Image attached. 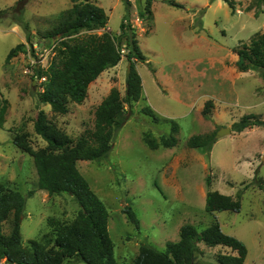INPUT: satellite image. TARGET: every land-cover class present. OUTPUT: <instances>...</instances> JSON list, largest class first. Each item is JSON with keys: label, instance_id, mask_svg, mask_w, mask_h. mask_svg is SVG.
I'll list each match as a JSON object with an SVG mask.
<instances>
[{"label": "rangeland", "instance_id": "obj_1", "mask_svg": "<svg viewBox=\"0 0 264 264\" xmlns=\"http://www.w3.org/2000/svg\"><path fill=\"white\" fill-rule=\"evenodd\" d=\"M17 1L0 0V9H8L7 16L0 18V102L7 105L0 125V183L27 196L21 224L27 245L51 230L50 221H71L79 205L68 193L50 194L38 188L33 156L19 148L14 137L25 132L34 149L46 146L34 128L42 109L74 139L94 130L95 112L103 99L113 88L125 94L129 50L123 40L121 61L89 85L86 99L72 102L66 114L55 113L39 101L37 93L43 89L44 78L34 77L30 64L51 63L56 44L35 42V51L31 50L21 22L28 23L38 41V35L52 29L58 16L75 1L28 0L21 19V10L11 9ZM91 1L106 10L107 28L116 36L127 17L146 56L145 61L134 59L143 80V98L134 103L129 119L116 132L110 154L100 161H78L109 211L117 260L132 264L142 244L164 250L167 241L179 240L183 224L193 223L202 230L216 218L224 232L246 244L244 264H264V189L260 188L264 186V126L216 137L211 150L187 145L192 135L231 127L245 114L264 119V71H240L237 62V49L249 44L256 33H264V13L255 7V0H235L234 9L225 0H175L184 7L153 0L150 21L140 14L146 0ZM19 43H26L29 52L19 51L7 60ZM146 106L159 121L144 112ZM205 108L210 110L208 116L203 115ZM172 119L179 125L178 144L151 149L143 135L172 133ZM210 189L234 197L242 191L241 210L207 212ZM127 208L137 214L139 227ZM10 228L5 222L4 231L9 233ZM199 246L200 264L217 263L220 253H235L222 245L200 242Z\"/></svg>", "mask_w": 264, "mask_h": 264}, {"label": "trees", "instance_id": "obj_2", "mask_svg": "<svg viewBox=\"0 0 264 264\" xmlns=\"http://www.w3.org/2000/svg\"><path fill=\"white\" fill-rule=\"evenodd\" d=\"M28 0H18L11 8L21 10ZM72 7L62 12L52 29L39 34L35 41L27 22L21 24L27 31V39L34 43L53 41L55 56L51 63L30 64L34 77L44 78L43 89L38 91L39 101L49 104L55 113L66 114L72 102L82 103L89 90V85L102 72L117 65L122 59L123 40L126 42L127 57L131 61V70L127 77L125 94L113 88L103 99L95 112V128L77 139L49 118L45 110H40L34 122L35 131L47 142V145L34 149L25 132L14 137L15 144L31 154L38 173V188L50 194L68 193L73 196L79 210L69 222L50 221L51 230L39 238L30 239L23 244L21 224L26 207L27 196L18 189L6 188L0 183V264H66L82 262L84 264H121L115 256V244L109 232V211L91 187L88 179L78 167V161H100L110 154L116 132L127 122L135 102L143 98V80L136 68L134 59L146 60L132 24L124 17L120 24L121 33L116 36L107 28L109 16L106 10L91 0H73ZM235 8V0H225ZM171 5L184 7L175 0H168ZM153 0H146L140 14L151 21ZM264 0H255V7L264 13ZM8 9H0V18L7 16ZM104 28L101 33L92 30ZM50 43V42H49ZM26 43H19L7 55V60L19 51H28ZM238 67L241 71H264V33H256L249 44L237 49ZM207 108V107H206ZM203 110L208 116L210 110ZM7 105L0 102V125L4 122ZM144 112L159 121L150 106ZM208 114V115H207ZM167 121L166 119H164ZM168 122V121H167ZM172 133L155 137L146 132L144 142L151 149L171 148L178 144L179 125L171 120ZM264 126V119L256 114H245L232 124V130L243 132L247 128ZM220 129L204 134L192 135L187 145L190 148L211 150L216 142V133ZM211 184V180L207 182ZM264 189L263 185H260ZM32 194V192H30ZM242 191L237 196L208 190L206 193L207 212L241 210ZM130 219L139 227L137 214L127 208ZM10 223L9 233L4 231V223ZM179 240L167 241L166 248L160 250L151 244H142L132 264H200L197 261L199 243L207 246H226L235 253H220L217 263L209 264H244L248 248L234 235L223 231L215 218L206 228L199 230L193 223L180 227Z\"/></svg>", "mask_w": 264, "mask_h": 264}, {"label": "water", "instance_id": "obj_3", "mask_svg": "<svg viewBox=\"0 0 264 264\" xmlns=\"http://www.w3.org/2000/svg\"><path fill=\"white\" fill-rule=\"evenodd\" d=\"M36 38H38V36ZM130 70H131V61H129L128 67H127V77H128V75L130 73ZM231 132H232V128L231 127H229V126L221 127L218 130V132L216 134V137H220L222 135L230 134Z\"/></svg>", "mask_w": 264, "mask_h": 264}, {"label": "crops", "instance_id": "obj_4", "mask_svg": "<svg viewBox=\"0 0 264 264\" xmlns=\"http://www.w3.org/2000/svg\"><path fill=\"white\" fill-rule=\"evenodd\" d=\"M239 68V67H238ZM240 70V69H239ZM241 71V70H240ZM216 121V123L218 124V125H220L221 126V122L220 121H217V120H215ZM221 128V127H220ZM232 128V127H231Z\"/></svg>", "mask_w": 264, "mask_h": 264}, {"label": "built area", "instance_id": "obj_5", "mask_svg": "<svg viewBox=\"0 0 264 264\" xmlns=\"http://www.w3.org/2000/svg\"><path fill=\"white\" fill-rule=\"evenodd\" d=\"M32 65H33V63H32Z\"/></svg>", "mask_w": 264, "mask_h": 264}]
</instances>
